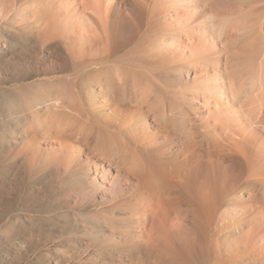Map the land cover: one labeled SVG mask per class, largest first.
I'll list each match as a JSON object with an SVG mask.
<instances>
[{"label": "bare ground", "instance_id": "6f19581e", "mask_svg": "<svg viewBox=\"0 0 264 264\" xmlns=\"http://www.w3.org/2000/svg\"><path fill=\"white\" fill-rule=\"evenodd\" d=\"M257 1L264 37V0ZM227 4H33L38 53L41 43H51L64 63L71 61L76 74L68 80L86 88L79 98L87 116L108 133L93 145L73 136L72 118L53 116L49 129L55 138L34 137L39 147L26 150L30 164L45 162L76 175L82 202L109 208L122 221L118 232L102 235L122 250L105 258L94 252V264H264V45L252 52L254 45L240 38L255 25L252 9ZM144 18L169 36L146 50L149 70L129 64L127 77L108 59V46L114 35L132 31ZM163 61L168 69L184 71L176 80L188 92L174 87L184 106L170 101L158 106L147 92Z\"/></svg>", "mask_w": 264, "mask_h": 264}, {"label": "rangeland", "instance_id": "374dc122", "mask_svg": "<svg viewBox=\"0 0 264 264\" xmlns=\"http://www.w3.org/2000/svg\"><path fill=\"white\" fill-rule=\"evenodd\" d=\"M37 1L0 0V264H94V252L105 258L122 250L115 240L102 237L108 230L118 232L122 221L112 218L109 208L83 203L76 175L57 172L45 162L30 164L31 155L26 153L30 145L39 147L35 142L39 138H55L49 129L53 116L73 120V136L86 137L93 145L100 136H108L87 116L85 102L79 98L86 88L74 86L67 78L76 74L71 61L64 63L62 52L51 43H41L45 46L38 53L40 24L33 5ZM224 1L234 8L243 6L244 11L252 9L255 25L240 38L252 43L255 52L257 46L264 45L257 15L260 1L246 0L248 5L244 0ZM233 17L239 19L238 14ZM147 18L132 31L114 35L108 46V59L127 77L132 75L126 68L129 64L149 70L145 67L146 50L152 45L159 47L169 36ZM253 55L246 56L258 58ZM163 69L156 72L150 91H146L158 106L168 101L184 106L174 90L178 87L182 93L188 92L176 80L183 69H168L166 62ZM60 98L66 100L58 106Z\"/></svg>", "mask_w": 264, "mask_h": 264}]
</instances>
